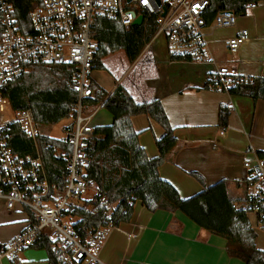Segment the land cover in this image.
Here are the masks:
<instances>
[{"label":"built area","instance_id":"1","mask_svg":"<svg viewBox=\"0 0 264 264\" xmlns=\"http://www.w3.org/2000/svg\"><path fill=\"white\" fill-rule=\"evenodd\" d=\"M208 8L207 0H41L30 12L28 22H24L14 16L9 0H0V87L35 66H64L72 72L70 88L78 97L71 131L64 138L70 147L64 157L66 179L64 187L58 189L49 184L37 148L35 157H19L10 151L9 125L19 124L34 143L38 131L30 111L12 110L8 99L0 94V113L7 107L14 114L11 121L0 123V201L6 210L28 211L35 220L32 223L27 219L22 231L4 244L0 262L6 257L14 259L43 232L53 250H68L65 264L98 263L99 248L111 228L93 229L82 242L72 229L74 218L67 215L74 208L92 210L88 201L98 194L96 183L85 178L90 164L87 142L93 133L92 120L98 106L88 108L82 103L93 94L90 75L98 51V43L92 37L95 20H117L129 29L139 16L145 26L152 19L156 30L137 59H148L155 71L180 62L215 65L204 34L209 27L205 21ZM233 22L231 13L221 12L211 25L224 28ZM247 39L246 31L229 39L228 52L236 54ZM242 80L245 79L238 77L233 68L216 66L212 89L227 92ZM184 87L180 85L179 89ZM223 133L220 130L219 134ZM246 181L245 195L235 206L246 213L252 229L264 231V157L257 156Z\"/></svg>","mask_w":264,"mask_h":264},{"label":"trees","instance_id":"2","mask_svg":"<svg viewBox=\"0 0 264 264\" xmlns=\"http://www.w3.org/2000/svg\"><path fill=\"white\" fill-rule=\"evenodd\" d=\"M209 8L205 15L210 26L217 14L230 12L234 18L246 16L247 10L258 6L264 0H207ZM14 16L28 22L29 14L41 0H9ZM156 28L152 19L148 25L123 28L117 20L96 19L92 37L98 43L93 70H105L103 59L121 52L129 64L134 63L144 46L153 36ZM179 61L182 59L175 58ZM213 74L207 75V86L212 89ZM72 72L64 66H35L23 76L0 87V94L8 99L12 110L30 111L37 126H54L64 119L74 117L77 94L71 90ZM92 97L83 100L90 108L100 106L112 117L107 126H94L87 142L86 155L90 164L85 178L96 183L98 194L88 201L92 210L74 208L67 215L74 218L72 229L76 238L85 242L88 233L98 228H116L128 223L134 204L139 201L150 213L157 210L180 212L200 229L226 240L227 254L242 260L243 264H264V251L256 247L257 234L250 226L246 213L236 208L241 199L233 198L228 192V182L220 180L210 186L197 172L189 175L202 187L197 194L182 199L176 189L159 177L158 169L175 148L177 139L170 126L161 102L158 99L136 102L127 90L118 85L108 94L92 80ZM213 90V89H212ZM231 96L264 101V78H246L228 88ZM231 108H218L217 126L225 131L228 127ZM145 115L163 130L155 140L158 155L148 158L138 143L131 118ZM72 123L64 131H71ZM8 147L19 157L36 156L39 152L47 173L49 184L58 189L64 187L66 179L65 156L70 147L65 139L49 138L38 132L35 143L17 123L9 125ZM60 154V156H58ZM264 157L263 152H257ZM247 184V181H246ZM28 214L30 222L35 220ZM28 220V221H29ZM45 233H38L30 246L46 252L47 264H65L67 249L57 252ZM4 244H0V251ZM12 264H21L16 257ZM70 264H83L73 261Z\"/></svg>","mask_w":264,"mask_h":264},{"label":"crops","instance_id":"3","mask_svg":"<svg viewBox=\"0 0 264 264\" xmlns=\"http://www.w3.org/2000/svg\"><path fill=\"white\" fill-rule=\"evenodd\" d=\"M241 31L248 33V39L236 54H231L226 43ZM204 34L207 50L215 65L180 62L155 71L149 61L137 59L128 68L113 74L102 61L106 69L93 70L90 78L108 94L121 85L138 103L153 99L161 102L177 143L159 167L158 174L176 189L182 199L202 189L189 175L190 172L199 173L206 186L226 180L229 195L241 199L257 152L264 153V101L212 90L207 86V75L214 74L216 66H227L243 79L264 78V1L249 8L246 16L234 18L231 26L218 28L211 25ZM98 71L104 72L106 79L101 78ZM180 85H184V89L180 90ZM222 105H228L231 111L228 127L220 135L217 113ZM100 111L102 108L98 106L93 127L107 126L112 122L109 114H102L101 121L95 123ZM131 124L138 133V143L146 156L155 158L158 155L155 140L162 136V128L145 115L133 116ZM64 132L67 136L70 130ZM0 204L4 211H12L6 210L2 201ZM15 213L23 214L20 211ZM27 219H16L14 214L2 216L0 226L22 223L17 225V235ZM14 237L12 235L9 240ZM256 247L264 251V231L257 235ZM16 260L21 264H47L46 253L24 252L20 257L17 255ZM5 261L2 259L1 264H11L10 260ZM96 264L243 262L227 254L224 238L200 229L182 213L163 210L150 213L137 201L130 221L108 231L99 248Z\"/></svg>","mask_w":264,"mask_h":264},{"label":"rangeland","instance_id":"4","mask_svg":"<svg viewBox=\"0 0 264 264\" xmlns=\"http://www.w3.org/2000/svg\"><path fill=\"white\" fill-rule=\"evenodd\" d=\"M103 61H104L105 66L109 70V72L113 73V74H115L117 72H121L125 68H128V66H129V63L126 61V59L124 58V56H123V54L121 52L109 55L106 58H104ZM139 61H143L144 62V61H148V59L141 58V59H139ZM186 67H190V66H186ZM194 67L196 68L198 66H194ZM98 72H99L98 74L100 75L101 78L106 79V76H105L104 72H100V71H98ZM102 114H108V113L105 111V109H102V111H100V113H98L97 116L95 117V119H94L95 123H99L101 121L100 119H101V115ZM13 118H14V114L7 107L5 108V110L2 113H0V123L1 122H6V121L9 122ZM71 123H72V119L71 118H67V119L62 120L61 122H59L58 124H56L54 126H37L36 129L42 135H45V136H47L49 138H52V139L61 140V139L66 138V133L64 132V129L68 125H70ZM3 211H4V208H3L2 204H0V219L2 218V216H7L8 217L11 214H14L16 219H19L21 217H25V218L28 217V214H27L26 211H20V212H23V214H20V215H18V213H15V212H17L15 210H14L15 212H13V211H4V212H7L9 215L7 213H4ZM26 214H27V217H26ZM17 225H22V223H16V224L9 225V226H0V243L7 242L10 239V237H12V235H15V236L18 235V234L16 235L17 232H15L17 230V228H18ZM254 230L257 233V235H260L263 232L262 230H259V229H256V228H254ZM24 252L38 253V254H41V253L45 254L46 253L45 250L35 249L33 247H28V248H25L22 251H20L17 254L18 257H20L21 254H23ZM3 259H4V261L6 260L7 262L10 260L11 264H12V260L13 259H9L8 257L3 258ZM2 262H0V264Z\"/></svg>","mask_w":264,"mask_h":264},{"label":"water","instance_id":"5","mask_svg":"<svg viewBox=\"0 0 264 264\" xmlns=\"http://www.w3.org/2000/svg\"><path fill=\"white\" fill-rule=\"evenodd\" d=\"M230 13V12H229ZM141 21H142V17L139 16L137 17L134 22L132 23L133 26H139L141 24Z\"/></svg>","mask_w":264,"mask_h":264}]
</instances>
